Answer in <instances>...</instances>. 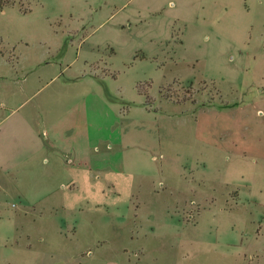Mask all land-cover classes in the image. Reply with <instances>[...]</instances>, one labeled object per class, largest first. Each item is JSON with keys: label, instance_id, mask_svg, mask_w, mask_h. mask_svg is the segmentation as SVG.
Returning a JSON list of instances; mask_svg holds the SVG:
<instances>
[{"label": "rangeland", "instance_id": "1", "mask_svg": "<svg viewBox=\"0 0 264 264\" xmlns=\"http://www.w3.org/2000/svg\"><path fill=\"white\" fill-rule=\"evenodd\" d=\"M0 264H264V0H0Z\"/></svg>", "mask_w": 264, "mask_h": 264}, {"label": "crops", "instance_id": "2", "mask_svg": "<svg viewBox=\"0 0 264 264\" xmlns=\"http://www.w3.org/2000/svg\"><path fill=\"white\" fill-rule=\"evenodd\" d=\"M81 112H82V113H84V110H83V109H81ZM77 114H81V113H76V115H77Z\"/></svg>", "mask_w": 264, "mask_h": 264}]
</instances>
